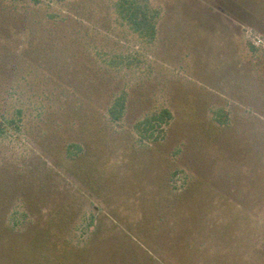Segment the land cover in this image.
<instances>
[{"label": "rangeland", "instance_id": "1", "mask_svg": "<svg viewBox=\"0 0 264 264\" xmlns=\"http://www.w3.org/2000/svg\"><path fill=\"white\" fill-rule=\"evenodd\" d=\"M14 1L0 0V28L22 41L20 15L30 9ZM153 1L168 11L165 28L178 45L158 76L164 94L157 95L174 103L173 138L184 151L181 163L193 170L189 182L178 183L177 192L161 188L162 157L137 154L130 144L113 154L92 136L93 155L103 150L104 157L76 166L70 191L64 176L46 170L41 150L9 134L0 139V264H264L262 2ZM241 40L258 49L252 62ZM141 84L142 90L151 85ZM218 93L243 103L229 108L237 118L221 136L205 114ZM90 188L103 202L91 222L81 220L93 232L83 242L70 227L92 212L79 207L92 201ZM23 203L29 215L13 232L3 221L25 212Z\"/></svg>", "mask_w": 264, "mask_h": 264}, {"label": "trees", "instance_id": "2", "mask_svg": "<svg viewBox=\"0 0 264 264\" xmlns=\"http://www.w3.org/2000/svg\"><path fill=\"white\" fill-rule=\"evenodd\" d=\"M257 1L264 8V1ZM14 3L30 10L20 15L26 34L22 41L13 39L8 28H0V139L12 134L29 141L41 150L39 159L46 170L57 178L64 176L68 187L69 182H75L76 166L104 157L103 150L93 155L92 136L101 146L109 143L113 154L116 147L130 144L137 154L144 150L162 157L165 180L161 188L182 190L177 184L188 183L193 170L181 163L184 151L173 138L174 103L169 98L161 101L157 95L164 94L157 85L158 76L170 67L167 55L178 46L168 38V11L162 2ZM240 46L252 62L258 49L246 48L242 40ZM187 59L182 58L188 64ZM143 79L151 85L142 90ZM209 102L206 119L221 136L237 118L229 108L237 109L242 102L230 101L220 93ZM86 191L92 201L85 200L79 207L89 205L92 212L70 227L74 239L83 242L91 239L93 232L80 225L81 220L91 218V222L103 202L93 189ZM21 207L25 212L3 221L13 232L21 229L26 222L22 218L29 215L24 203Z\"/></svg>", "mask_w": 264, "mask_h": 264}]
</instances>
